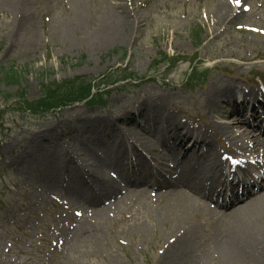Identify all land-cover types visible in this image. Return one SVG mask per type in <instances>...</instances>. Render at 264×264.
Here are the masks:
<instances>
[{"label":"rangeland","instance_id":"374dc122","mask_svg":"<svg viewBox=\"0 0 264 264\" xmlns=\"http://www.w3.org/2000/svg\"><path fill=\"white\" fill-rule=\"evenodd\" d=\"M12 71L18 82L0 85V264H164L177 239L192 264H226L210 249L223 221L209 207L151 191L82 208L66 191L36 182L48 171H29L18 160L25 138L46 124L59 134L51 152L79 157L80 116L115 123L124 111L135 119L147 100L232 152L235 144L216 129L234 126L235 108L222 101L211 116L206 91L218 78L244 92L264 91V0L0 2V78ZM81 76L94 81L93 96L62 105L77 98L64 92L65 82ZM154 155L153 170L167 168L166 153ZM246 191L244 201L253 196ZM221 205L234 208L229 200Z\"/></svg>","mask_w":264,"mask_h":264},{"label":"bare ground","instance_id":"6f19581e","mask_svg":"<svg viewBox=\"0 0 264 264\" xmlns=\"http://www.w3.org/2000/svg\"><path fill=\"white\" fill-rule=\"evenodd\" d=\"M115 17L120 20L119 15ZM206 94L211 116L219 115L222 101L235 108L234 126L218 123L216 130L228 135L238 153L264 148V91L244 92L235 82L218 78ZM135 112V119L130 118L132 113L115 112V123L106 115L94 119L89 114L80 116L77 125L84 129L79 157L69 151L62 156L51 152L58 145L59 134L56 126L46 124L43 131L25 138V151L18 161L28 165L29 171H48L36 182L49 191H66L82 208L101 206L120 194L148 196L151 191L158 198L176 196L189 206L209 207L211 216L223 221L212 237V254L226 264L243 260L246 264H264V159L254 166L256 175L245 177L241 189L225 186L227 179L221 170L228 165L227 175L234 181L249 171L250 165L240 169L237 163L233 170L232 161L237 162V158L220 152L208 131L185 126L187 122L179 121L172 111L161 116L152 101L147 100ZM90 133H96L95 139L91 140ZM159 152L166 153L171 162L152 173L150 160ZM247 189L253 196L244 201ZM220 199L229 200L234 208L219 211ZM162 260L164 264H192L190 253L178 239L168 245Z\"/></svg>","mask_w":264,"mask_h":264},{"label":"trees","instance_id":"16d2710c","mask_svg":"<svg viewBox=\"0 0 264 264\" xmlns=\"http://www.w3.org/2000/svg\"><path fill=\"white\" fill-rule=\"evenodd\" d=\"M20 78V74H18L16 71L15 72H10L6 73L4 78H0V85L1 84H7L9 86L16 84ZM127 78L124 76V79ZM103 83H105L103 81ZM101 83V84H103ZM65 90L64 92L69 93V94H76L77 98L71 99V100H64L62 102V105H67L71 103V101L75 100H82V99H87L93 96V89L95 88V83L93 80H88V78L81 76L79 78L75 79H70V81L65 82Z\"/></svg>","mask_w":264,"mask_h":264}]
</instances>
